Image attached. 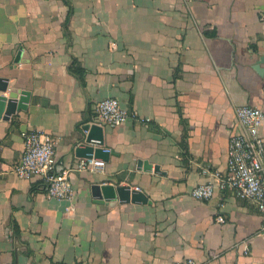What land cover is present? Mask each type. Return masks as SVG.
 Segmentation results:
<instances>
[{
    "label": "crops",
    "instance_id": "1",
    "mask_svg": "<svg viewBox=\"0 0 264 264\" xmlns=\"http://www.w3.org/2000/svg\"><path fill=\"white\" fill-rule=\"evenodd\" d=\"M68 1L0 0V98L29 93L26 109L0 116V264H264L252 201L229 188L192 197L226 173L237 109L264 111V0ZM107 98L146 122L99 124L106 168L77 171ZM31 130L57 141L72 200L15 174ZM94 185L150 203L100 199Z\"/></svg>",
    "mask_w": 264,
    "mask_h": 264
},
{
    "label": "built area",
    "instance_id": "2",
    "mask_svg": "<svg viewBox=\"0 0 264 264\" xmlns=\"http://www.w3.org/2000/svg\"><path fill=\"white\" fill-rule=\"evenodd\" d=\"M98 124L120 127L130 120L145 123L138 113H129L116 98H107L96 105ZM239 133L231 135L228 145V167L224 175L217 174L215 181H208L193 188L192 197L196 200L211 201L218 188L232 189L242 200L252 201L263 216L261 232L264 233V111L246 105L237 109ZM24 150L14 167L15 174L22 179L39 178L51 199L72 200L74 187L66 172L57 170V141L49 134L31 130L24 132ZM109 153L110 150H105ZM106 162L101 159L81 158L76 164L77 171H103ZM139 191V189H137ZM217 223L224 224L225 218L217 215ZM216 258V253H211ZM172 264H200L195 259L174 261Z\"/></svg>",
    "mask_w": 264,
    "mask_h": 264
},
{
    "label": "water",
    "instance_id": "3",
    "mask_svg": "<svg viewBox=\"0 0 264 264\" xmlns=\"http://www.w3.org/2000/svg\"><path fill=\"white\" fill-rule=\"evenodd\" d=\"M264 63V58H261L258 64L255 67V70L262 75L263 71L261 69V65ZM1 92L6 93L8 90V85H4L1 87ZM29 102V93L27 92H12L8 97L0 98V116L4 114V118L6 120L10 119L11 115L15 114L17 111H21L27 108V104ZM84 133H86L85 141L87 145H81L77 149V156L79 158H98L99 153L102 152L100 150H95L93 145H101L102 142V129L100 126L87 125L84 129ZM151 166L145 164V169H151ZM156 170H158L156 168ZM94 197L115 200L119 199L123 203H150L149 199L144 195L143 192L138 190H131L130 186L123 187H114L113 185H94L92 187Z\"/></svg>",
    "mask_w": 264,
    "mask_h": 264
},
{
    "label": "trees",
    "instance_id": "4",
    "mask_svg": "<svg viewBox=\"0 0 264 264\" xmlns=\"http://www.w3.org/2000/svg\"><path fill=\"white\" fill-rule=\"evenodd\" d=\"M67 4H69V1L68 0H64ZM79 73H82V72H79Z\"/></svg>",
    "mask_w": 264,
    "mask_h": 264
}]
</instances>
